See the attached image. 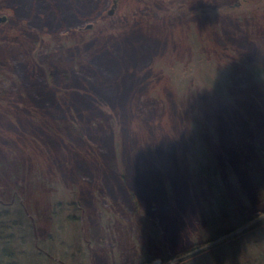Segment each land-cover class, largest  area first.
Returning <instances> with one entry per match:
<instances>
[{
    "label": "rangeland",
    "instance_id": "374dc122",
    "mask_svg": "<svg viewBox=\"0 0 264 264\" xmlns=\"http://www.w3.org/2000/svg\"><path fill=\"white\" fill-rule=\"evenodd\" d=\"M113 1L50 25L0 0V193L29 185V244L61 264H178L160 257L194 243L186 264H220L204 242L229 220L199 165L234 212L263 211L264 0ZM261 220L224 264H264Z\"/></svg>",
    "mask_w": 264,
    "mask_h": 264
},
{
    "label": "trees",
    "instance_id": "16d2710c",
    "mask_svg": "<svg viewBox=\"0 0 264 264\" xmlns=\"http://www.w3.org/2000/svg\"><path fill=\"white\" fill-rule=\"evenodd\" d=\"M28 1L29 0H17V3L20 4L18 5V7L19 6L22 8L27 7ZM31 1L36 2V4L43 9L42 12L43 14H45L46 17L45 21L50 25L51 24L56 25L59 23L60 24L70 23L71 20H73V18L77 19L78 14H83V16L85 15L96 16L98 14V4H96V0H68V1L67 0H31ZM9 5H6V7L16 12L15 6L10 3ZM102 16L103 15H101L100 18ZM82 18L83 17H81L80 19ZM45 21L43 20V22ZM11 79L12 77L10 78V80ZM48 80L50 79L48 78ZM4 81H7V79ZM29 85L33 86L32 84ZM49 85L52 86L50 82ZM24 91L26 94L32 96L33 98L31 100H34L36 103V99H37L36 90L27 88ZM62 126L66 128L67 126L69 128H72V124L66 120L64 121V124ZM73 130H76L75 127H73ZM60 132L62 136L64 137L66 136L65 131H60ZM24 137H26V139H22V140L25 141L32 139L28 135H25ZM22 144H25L24 141L22 142ZM3 166L4 165L2 164V167ZM6 167L7 164L3 167L5 175H6V171H5ZM199 169L202 176L206 178V180L210 183V188L213 191L217 202L219 203L220 215H221L219 218L221 223L224 220L226 221L229 220L228 221L229 229H226L225 227H220L221 229H217L215 235L212 238H209L204 242L210 244V242L214 241L215 243L214 248H217L216 250L219 251L217 261L220 262V264H224V259L221 256V254L224 251H221V248L226 245L237 244L238 241L245 240L243 238H246L247 236L253 233L255 234V231H257L256 228L259 227L258 226L259 224L256 223L253 224V222L258 220L262 215H264V209L263 211H261V213L258 214L256 207L245 210V212L242 211V213L239 211L234 212L231 202L228 201L222 193L219 194L218 192V185L214 182L216 181V176H217L216 168L215 167L213 168L209 163L208 165L200 164ZM13 180H14L13 183L15 184L18 183V180L17 181L16 179ZM7 181L8 180L5 181V184L9 186L10 183L9 181L8 182ZM32 184H34V180L30 185ZM28 186L29 185L23 184L22 188L19 185L12 193L9 192L5 194L0 193V264H61L60 256L53 257L52 254L47 253L46 251L42 253L41 252L38 253V248L35 246L32 247V245L29 244L30 242L38 246L37 231L39 233L42 231L37 229L36 224L33 225L32 224L33 222L31 220L29 222H25L23 219L25 210L24 212H22L20 207L24 206L23 201H24V197H26L24 189H27ZM72 202L73 205L75 206L74 217H72V219L76 220L77 214L82 210L80 208V203L76 199H73V197H72ZM263 206H264V199H263ZM15 216L17 218H15ZM230 220H234L236 225L230 223L232 222ZM262 222L263 221L261 220V223ZM29 223H31L30 227H29ZM263 225H264L263 223L262 225L260 224V227ZM247 226L248 228L238 233V235H235L233 237L229 236L235 233V231ZM28 227L32 230H29ZM12 229H16L18 235L14 234ZM156 239L160 243V239L159 238ZM204 243H202L201 245H203ZM253 243L254 242L248 243L247 246L245 247V250L246 248H248V246L252 247ZM15 244H18L16 247L17 249L15 248ZM194 244L178 251L175 250L168 251L169 249H166L164 253H167V255L160 257L162 263L166 261L177 260L179 261L178 264H186L187 259L190 258L188 255L194 253L195 250L200 248L199 245L195 246ZM24 246L28 249L27 251ZM34 248L36 250H34ZM31 250L34 251L31 252ZM164 253H162L161 255H163ZM49 261H51L52 263H49ZM153 263L154 260L150 258H146L145 260H141L137 262V264H153Z\"/></svg>",
    "mask_w": 264,
    "mask_h": 264
},
{
    "label": "water",
    "instance_id": "95a60500",
    "mask_svg": "<svg viewBox=\"0 0 264 264\" xmlns=\"http://www.w3.org/2000/svg\"><path fill=\"white\" fill-rule=\"evenodd\" d=\"M118 0H115L114 1V5L112 6V8H111V10L108 12V14L110 15V16H112L113 14H114V12H115V10H116V7H117V5H118ZM4 18V19H3ZM3 18H0V22H2V21H5L6 20V17L4 16ZM93 26L92 25H88L87 27H86V29H90V28H92Z\"/></svg>",
    "mask_w": 264,
    "mask_h": 264
},
{
    "label": "flooded vegetation",
    "instance_id": "af4514ba",
    "mask_svg": "<svg viewBox=\"0 0 264 264\" xmlns=\"http://www.w3.org/2000/svg\"><path fill=\"white\" fill-rule=\"evenodd\" d=\"M115 1V0H114ZM114 1L112 2V6L114 5ZM119 1V0H118ZM118 8H119V2H118V5H117V7H116V10H115V12H114V14L113 15H115L116 13H117V10H118ZM109 12V11H108ZM108 12H107V14H108ZM108 16H110L109 14H108ZM6 17V16H5ZM6 20H7V17H6ZM84 24V23H83ZM54 25V24H53ZM85 27V26H84Z\"/></svg>",
    "mask_w": 264,
    "mask_h": 264
}]
</instances>
